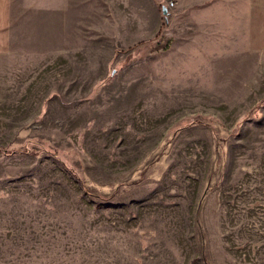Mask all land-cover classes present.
I'll list each match as a JSON object with an SVG mask.
<instances>
[{
	"label": "rangeland",
	"instance_id": "obj_1",
	"mask_svg": "<svg viewBox=\"0 0 264 264\" xmlns=\"http://www.w3.org/2000/svg\"><path fill=\"white\" fill-rule=\"evenodd\" d=\"M12 1L0 264H167L176 234L201 237V208L227 211L223 235L246 234L264 55H215L219 33L151 0Z\"/></svg>",
	"mask_w": 264,
	"mask_h": 264
},
{
	"label": "crops",
	"instance_id": "obj_2",
	"mask_svg": "<svg viewBox=\"0 0 264 264\" xmlns=\"http://www.w3.org/2000/svg\"><path fill=\"white\" fill-rule=\"evenodd\" d=\"M173 1L174 8L168 9L167 0H151L157 9L159 6L168 9L169 19H184L190 25L189 32L219 33L221 36L215 38L224 44L215 55H264V0ZM12 8V0H0L1 55L8 52ZM189 53L198 55L203 51L192 48ZM262 179L257 197L253 192H246V234L232 231L223 235L222 231L228 229L225 226L228 220L224 218L227 211L220 207L201 208V237H191L190 243H181L182 234H176V238L173 235L176 245L167 250V264H264V177ZM207 215L213 217L207 219ZM204 255L206 261H202Z\"/></svg>",
	"mask_w": 264,
	"mask_h": 264
},
{
	"label": "built area",
	"instance_id": "obj_3",
	"mask_svg": "<svg viewBox=\"0 0 264 264\" xmlns=\"http://www.w3.org/2000/svg\"><path fill=\"white\" fill-rule=\"evenodd\" d=\"M174 6H175V3H174L173 0H168L167 1V7H168V9H172V8H174Z\"/></svg>",
	"mask_w": 264,
	"mask_h": 264
},
{
	"label": "water",
	"instance_id": "obj_4",
	"mask_svg": "<svg viewBox=\"0 0 264 264\" xmlns=\"http://www.w3.org/2000/svg\"><path fill=\"white\" fill-rule=\"evenodd\" d=\"M163 14L166 16L168 15V9L166 7H163Z\"/></svg>",
	"mask_w": 264,
	"mask_h": 264
},
{
	"label": "trees",
	"instance_id": "obj_5",
	"mask_svg": "<svg viewBox=\"0 0 264 264\" xmlns=\"http://www.w3.org/2000/svg\"><path fill=\"white\" fill-rule=\"evenodd\" d=\"M1 150V149H0Z\"/></svg>",
	"mask_w": 264,
	"mask_h": 264
}]
</instances>
